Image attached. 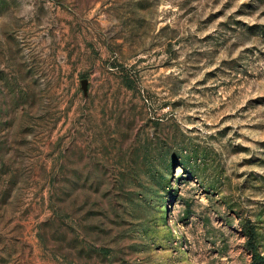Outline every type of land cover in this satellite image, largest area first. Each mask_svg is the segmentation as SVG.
I'll return each mask as SVG.
<instances>
[{
  "label": "rangeland",
  "instance_id": "1",
  "mask_svg": "<svg viewBox=\"0 0 264 264\" xmlns=\"http://www.w3.org/2000/svg\"><path fill=\"white\" fill-rule=\"evenodd\" d=\"M0 264H264V0H0Z\"/></svg>",
  "mask_w": 264,
  "mask_h": 264
},
{
  "label": "water",
  "instance_id": "2",
  "mask_svg": "<svg viewBox=\"0 0 264 264\" xmlns=\"http://www.w3.org/2000/svg\"><path fill=\"white\" fill-rule=\"evenodd\" d=\"M82 83L85 84V81H83Z\"/></svg>",
  "mask_w": 264,
  "mask_h": 264
}]
</instances>
